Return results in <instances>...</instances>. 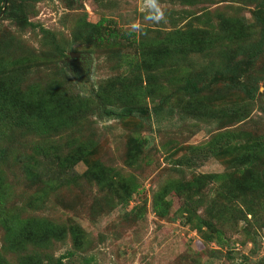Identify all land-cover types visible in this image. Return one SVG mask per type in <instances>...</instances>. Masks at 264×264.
I'll return each instance as SVG.
<instances>
[{"label": "rangeland", "instance_id": "1", "mask_svg": "<svg viewBox=\"0 0 264 264\" xmlns=\"http://www.w3.org/2000/svg\"><path fill=\"white\" fill-rule=\"evenodd\" d=\"M262 1L6 0L0 264H264ZM188 27L172 65L121 64Z\"/></svg>", "mask_w": 264, "mask_h": 264}, {"label": "trees", "instance_id": "2", "mask_svg": "<svg viewBox=\"0 0 264 264\" xmlns=\"http://www.w3.org/2000/svg\"><path fill=\"white\" fill-rule=\"evenodd\" d=\"M3 1L4 0H0V9L4 7ZM184 1H189V0H184ZM259 4L262 8H264V1L260 2ZM106 33L107 34H105L106 37L104 39L101 36H99L98 39L102 41H107L108 39H112L115 37L120 38L121 35L126 38L128 36H133V33L131 32L118 35L115 31L113 30L111 31L110 29H108V32ZM202 34H205L204 31L195 29L192 27H188L183 30H174L169 33V37L167 39V45L157 47L150 51L140 52L141 54H140L139 62L133 60L132 58H130L129 61L122 58L121 64L123 63L127 64L128 67L132 69V71L139 70L140 67H142V68H148L150 71L155 72L158 69L162 68L166 62H169L172 65V60L176 59L177 56H186L188 53L196 51L199 48V46L202 45L206 41V39L202 37ZM133 58H136V57L133 56ZM154 72H151L150 74H148L147 79L149 80L152 79L154 76ZM135 80L136 81L139 80L138 74H134L133 81ZM196 88L197 87L194 81L186 77H184L183 81L178 86V89L182 93L183 92L187 94L193 93V95H195L197 92ZM189 98H192V97L189 96ZM55 102L57 106L59 107L63 106L64 108H70L67 102L64 105L60 100H56ZM215 142L218 143L219 141H215ZM252 156L254 157V154H252ZM246 160L244 162L245 166L246 164L250 163V160L248 157ZM241 170L243 171L242 167H240L237 170V172H240ZM162 196L163 194L159 195L158 199H161ZM162 209L163 208L160 205V201L159 200L154 201L153 211L155 213L157 212L159 214H164ZM8 223H9V226L13 228V232L16 233L15 236H18V237L21 236V239H22V236L26 234V232H24V230L26 229L22 225L23 223L21 221H18L17 218L10 219ZM216 235H217L218 242H221L220 232L217 231Z\"/></svg>", "mask_w": 264, "mask_h": 264}, {"label": "water", "instance_id": "3", "mask_svg": "<svg viewBox=\"0 0 264 264\" xmlns=\"http://www.w3.org/2000/svg\"><path fill=\"white\" fill-rule=\"evenodd\" d=\"M5 3H6V0L3 1V6L5 5ZM72 54H73V55H72ZM70 55L76 57V56H78V53H70Z\"/></svg>", "mask_w": 264, "mask_h": 264}]
</instances>
